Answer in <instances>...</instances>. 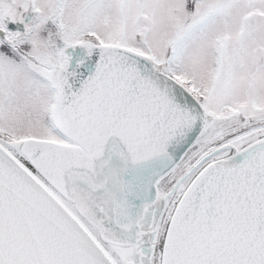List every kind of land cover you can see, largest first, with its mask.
I'll use <instances>...</instances> for the list:
<instances>
[{"label": "snow or ice", "instance_id": "snow-or-ice-1", "mask_svg": "<svg viewBox=\"0 0 264 264\" xmlns=\"http://www.w3.org/2000/svg\"><path fill=\"white\" fill-rule=\"evenodd\" d=\"M0 264H264V0H0Z\"/></svg>", "mask_w": 264, "mask_h": 264}]
</instances>
